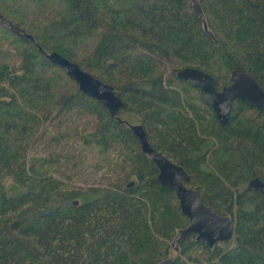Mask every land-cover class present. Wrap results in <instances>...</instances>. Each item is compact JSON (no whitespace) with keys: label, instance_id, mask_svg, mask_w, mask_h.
Listing matches in <instances>:
<instances>
[{"label":"trees","instance_id":"1","mask_svg":"<svg viewBox=\"0 0 264 264\" xmlns=\"http://www.w3.org/2000/svg\"><path fill=\"white\" fill-rule=\"evenodd\" d=\"M195 3L0 0V264H264V196L248 185L264 182V109L234 99L221 125L176 75L199 68L220 89L239 69L264 92V0ZM52 51L123 105L110 114ZM129 116L187 171L198 198L230 218V239L208 246L189 232L172 245L188 219ZM87 154L110 166L101 185L72 183Z\"/></svg>","mask_w":264,"mask_h":264},{"label":"water","instance_id":"2","mask_svg":"<svg viewBox=\"0 0 264 264\" xmlns=\"http://www.w3.org/2000/svg\"><path fill=\"white\" fill-rule=\"evenodd\" d=\"M193 1L194 7L197 8L195 0ZM201 18L205 26L202 14ZM48 57L53 63L63 67L77 83L79 90L99 100L110 114L113 115L123 105L122 100L109 84L83 70L75 62L55 51L50 52ZM176 75L200 90L203 100L212 108L221 125L227 123L234 99H240L258 109H264L262 88L251 76L239 69L231 72L229 83L220 89H217L215 79L199 68L184 67L178 70ZM130 128L139 140L142 153L156 166L158 182L174 191L180 210L188 219L187 226L179 231L172 245L176 247L177 240L189 232L195 234L196 239H202L208 246L230 239L232 237L230 218L213 212L198 198L196 190L186 185L190 180L187 171L149 144L141 124H131ZM248 185L264 196V182L261 179L253 177L248 181ZM170 263L171 258H166L155 264Z\"/></svg>","mask_w":264,"mask_h":264},{"label":"rangeland","instance_id":"3","mask_svg":"<svg viewBox=\"0 0 264 264\" xmlns=\"http://www.w3.org/2000/svg\"><path fill=\"white\" fill-rule=\"evenodd\" d=\"M24 43V42H22ZM21 43V45H22ZM3 47H6V45L4 44ZM126 116V115H125ZM130 121L132 122V124L137 123L136 122V118L129 116ZM87 151L86 150H82L81 153L85 154ZM92 160L91 162L89 161H83V160ZM95 159V154L93 155H86V158L84 157L83 160L78 159V167L80 168L76 174V176L74 177L75 179L72 180V183L74 185H81V186H86V185H101V183L105 180V178H107V176L109 174H111V169L110 166L106 163L100 161L99 159ZM100 162L102 165L99 169L94 170L93 168H91L93 166V164ZM172 243V242H171Z\"/></svg>","mask_w":264,"mask_h":264},{"label":"flooded vegetation","instance_id":"4","mask_svg":"<svg viewBox=\"0 0 264 264\" xmlns=\"http://www.w3.org/2000/svg\"><path fill=\"white\" fill-rule=\"evenodd\" d=\"M6 21H7L6 22V25L9 28L10 31L14 32V34L16 36L20 35L21 38H23V40H26L27 36H26V34L23 33V30L22 29H19V27H17V25H14V24L8 22V20H6ZM28 36H29V34H28Z\"/></svg>","mask_w":264,"mask_h":264}]
</instances>
